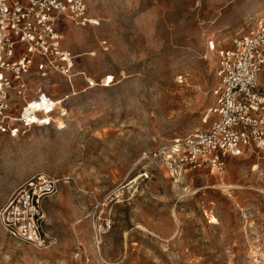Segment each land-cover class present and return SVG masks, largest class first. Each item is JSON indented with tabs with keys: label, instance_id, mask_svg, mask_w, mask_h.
Here are the masks:
<instances>
[{
	"label": "rangeland",
	"instance_id": "374dc122",
	"mask_svg": "<svg viewBox=\"0 0 264 264\" xmlns=\"http://www.w3.org/2000/svg\"><path fill=\"white\" fill-rule=\"evenodd\" d=\"M88 6L100 25L58 23L76 56L71 78L33 80L67 97V119L18 138L0 133V209L32 176L57 178L44 201L54 241L24 243L0 223V264H264V148L226 156L221 171L176 176L141 161L159 145L153 137L167 143L210 127L217 56L209 46H232L264 14V0ZM103 219L111 228L100 233Z\"/></svg>",
	"mask_w": 264,
	"mask_h": 264
},
{
	"label": "built area",
	"instance_id": "2783aa9c",
	"mask_svg": "<svg viewBox=\"0 0 264 264\" xmlns=\"http://www.w3.org/2000/svg\"><path fill=\"white\" fill-rule=\"evenodd\" d=\"M89 0H0V133L18 138L33 127L58 126L67 119L66 96L56 97L46 85L33 81L60 74L70 79L76 56L63 47L62 19L78 26H98L89 14ZM107 44L106 41L102 42ZM107 46V45H106ZM217 70L209 128L198 129L145 151L141 161L172 176L209 167L221 171L226 156L264 148V14L255 18L227 48L215 49ZM95 85L88 80V86ZM59 180L36 174L18 186L0 209V223L14 239L48 247L53 239L44 229V201L58 191ZM111 228L103 219L97 232ZM75 258L82 260L78 246Z\"/></svg>",
	"mask_w": 264,
	"mask_h": 264
},
{
	"label": "bare ground",
	"instance_id": "6f19581e",
	"mask_svg": "<svg viewBox=\"0 0 264 264\" xmlns=\"http://www.w3.org/2000/svg\"><path fill=\"white\" fill-rule=\"evenodd\" d=\"M110 83V80L106 83V84H109ZM137 178V177H136ZM136 178H133L130 182H133L136 180ZM223 186V185H222Z\"/></svg>",
	"mask_w": 264,
	"mask_h": 264
}]
</instances>
